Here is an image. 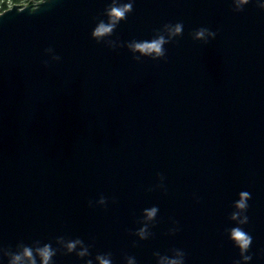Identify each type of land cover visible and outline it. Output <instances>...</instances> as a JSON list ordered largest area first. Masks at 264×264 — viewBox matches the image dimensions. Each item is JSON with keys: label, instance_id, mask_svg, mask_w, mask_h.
<instances>
[{"label": "water", "instance_id": "95a60500", "mask_svg": "<svg viewBox=\"0 0 264 264\" xmlns=\"http://www.w3.org/2000/svg\"><path fill=\"white\" fill-rule=\"evenodd\" d=\"M46 2L0 13V244L67 234L93 238L117 261L128 252L152 264L154 249L175 246L188 264H232L237 251L222 232L247 190L251 250L264 249V10L136 0L116 30L122 41L166 21L185 25L166 60L137 62L91 38L106 0ZM199 26L216 39L193 41ZM49 46L61 60L45 67ZM157 172L166 195L146 191ZM101 193L116 203L89 208ZM151 204L160 207L155 236L132 247L126 229ZM170 216L182 229L173 237L164 235Z\"/></svg>", "mask_w": 264, "mask_h": 264}, {"label": "clouds", "instance_id": "9594fccd", "mask_svg": "<svg viewBox=\"0 0 264 264\" xmlns=\"http://www.w3.org/2000/svg\"><path fill=\"white\" fill-rule=\"evenodd\" d=\"M56 2L57 0H47L45 5L53 6ZM135 3L136 0H106L103 11L93 17L91 38L97 44L111 50L126 48L132 59L137 62L166 60L168 46L176 44L184 35V22L166 21L153 29L147 37H133L122 41L120 36L116 35V30L121 22L127 20L133 13ZM250 4L264 10V0H230L232 10L237 13L243 12ZM188 35L193 41L206 45L216 39L217 31L206 26H199L192 29ZM44 53L48 57L42 61L45 67H48L50 62L61 60L52 46L45 48ZM156 177L157 182L149 186L146 191H159L166 195L168 187L165 176L157 172ZM192 198L196 203L200 202V196L196 192L192 193ZM251 199L252 195L249 191H238L236 198L230 203V211L226 216L227 223L222 235L231 242L238 257L233 259L232 264H252L254 255H264V249H259L255 253L251 250L253 236L247 228ZM110 202L116 203L115 198L101 193L96 199H89L87 206L93 209H107ZM159 215L160 207L157 204L140 209L139 216L135 219L136 227L126 229L128 234L135 238L131 241L132 247H136L138 242L154 238V229L159 223ZM168 221L164 235L173 237L182 230L181 225L173 216H170ZM69 255L75 257L76 264H140L137 256L128 252H122L120 261H117L111 250H97L94 247L93 238L86 239L81 236L61 234L46 240L35 238L25 242L21 239L14 245L0 244V264H58V257ZM151 256L152 264H188L187 252L182 247L174 246L163 251L154 249Z\"/></svg>", "mask_w": 264, "mask_h": 264}, {"label": "rangeland", "instance_id": "374dc122", "mask_svg": "<svg viewBox=\"0 0 264 264\" xmlns=\"http://www.w3.org/2000/svg\"><path fill=\"white\" fill-rule=\"evenodd\" d=\"M32 1L40 2L42 0H19V1L18 0H0V4L2 2H4V3H6L7 8H9V7L13 6V5H22L23 3H28V2H32ZM27 5H29V4L23 5L21 7H24V6H27ZM2 9H3V6L0 5V10H1L0 13H2L3 11L6 10V9H3V10Z\"/></svg>", "mask_w": 264, "mask_h": 264}, {"label": "trees", "instance_id": "16d2710c", "mask_svg": "<svg viewBox=\"0 0 264 264\" xmlns=\"http://www.w3.org/2000/svg\"><path fill=\"white\" fill-rule=\"evenodd\" d=\"M19 1V0H18ZM1 6H3V9H6L7 8V5H6V3H4V2H2L1 4H0ZM2 9V10H3ZM1 11V10H0Z\"/></svg>", "mask_w": 264, "mask_h": 264}]
</instances>
